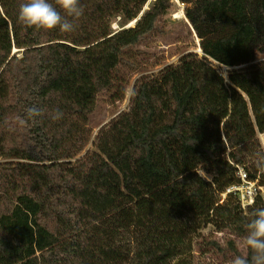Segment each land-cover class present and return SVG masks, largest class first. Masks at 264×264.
I'll use <instances>...</instances> for the list:
<instances>
[{"label": "trees", "instance_id": "obj_1", "mask_svg": "<svg viewBox=\"0 0 264 264\" xmlns=\"http://www.w3.org/2000/svg\"><path fill=\"white\" fill-rule=\"evenodd\" d=\"M150 1L79 0L73 31L44 33L0 0V264H192L195 238L205 264L243 254L264 197L245 211L227 192L241 170L264 188V0H179L205 55L137 78L92 140L99 95L125 101L133 51L165 35L174 1Z\"/></svg>", "mask_w": 264, "mask_h": 264}, {"label": "rangeland", "instance_id": "obj_2", "mask_svg": "<svg viewBox=\"0 0 264 264\" xmlns=\"http://www.w3.org/2000/svg\"><path fill=\"white\" fill-rule=\"evenodd\" d=\"M147 5L150 6L151 2ZM174 1V9L166 17V32L165 35H154L148 43L140 47L139 50L133 51L136 60L140 63V70L143 73L136 75L130 84V90L127 94V98L123 102L113 103L108 100V97L104 94L98 97V106L96 112L91 116V130L92 140H95L96 135L102 127L109 124L114 118H116L121 112L126 111L130 104L131 90L134 82L142 75L157 76L161 70L165 67L177 64L184 54L193 52L198 53L200 56H204V53H200V39L194 32L189 21L185 16V5L181 4L179 0ZM146 7V8H147ZM134 25V24H133ZM122 26L130 27L132 25L125 23L123 18H115L113 20V27L116 30L122 28ZM16 52V50H14ZM264 60V53H258L257 62ZM261 140H264V135H261ZM93 150L92 142L77 159L83 158L89 151ZM74 160L75 161H77ZM224 199V197H223ZM212 231L211 226H207L202 229L201 233L206 234ZM198 239L193 240V252L189 257V261L192 264H205L211 261L210 255H203L195 250V242ZM189 252V249H186ZM216 260H213L215 262Z\"/></svg>", "mask_w": 264, "mask_h": 264}, {"label": "clouds", "instance_id": "obj_3", "mask_svg": "<svg viewBox=\"0 0 264 264\" xmlns=\"http://www.w3.org/2000/svg\"><path fill=\"white\" fill-rule=\"evenodd\" d=\"M79 0H25L19 6L17 22L26 29L36 32H50L57 28L63 33L74 30L75 20L83 15V8L78 6ZM63 13V15H62ZM43 109L35 105L27 110L26 119L35 120L41 116ZM57 111L55 119L62 117ZM25 119H20L23 125ZM252 163L257 172L264 174V140L253 154ZM247 199H255V187L246 189ZM246 235L242 237L243 254L235 255L229 264H264V208H258L252 213V218L246 224Z\"/></svg>", "mask_w": 264, "mask_h": 264}, {"label": "built area", "instance_id": "obj_4", "mask_svg": "<svg viewBox=\"0 0 264 264\" xmlns=\"http://www.w3.org/2000/svg\"><path fill=\"white\" fill-rule=\"evenodd\" d=\"M223 68L225 71L228 70L227 67H223ZM239 177L241 178L242 183L240 185H236V186L229 188L227 194L236 195L241 202L242 208L245 211H247L250 207H252L254 205L256 198L260 194H261V196L264 197V188L260 186L259 181H256V182L249 181L247 173L243 170H241L239 172ZM252 186L255 187V199L252 201H249L247 199L248 193H247L246 189H248L249 187H252Z\"/></svg>", "mask_w": 264, "mask_h": 264}, {"label": "bare ground", "instance_id": "obj_5", "mask_svg": "<svg viewBox=\"0 0 264 264\" xmlns=\"http://www.w3.org/2000/svg\"><path fill=\"white\" fill-rule=\"evenodd\" d=\"M133 24H134V22L130 23V25H133ZM198 51H199L200 53H203L201 47H200V49H199Z\"/></svg>", "mask_w": 264, "mask_h": 264}, {"label": "water", "instance_id": "obj_6", "mask_svg": "<svg viewBox=\"0 0 264 264\" xmlns=\"http://www.w3.org/2000/svg\"><path fill=\"white\" fill-rule=\"evenodd\" d=\"M203 51V50H202ZM204 53V52H203ZM205 55V54H204Z\"/></svg>", "mask_w": 264, "mask_h": 264}]
</instances>
